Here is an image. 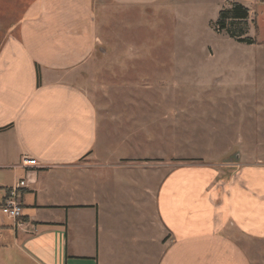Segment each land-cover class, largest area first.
Here are the masks:
<instances>
[{
  "label": "crops",
  "instance_id": "1",
  "mask_svg": "<svg viewBox=\"0 0 264 264\" xmlns=\"http://www.w3.org/2000/svg\"><path fill=\"white\" fill-rule=\"evenodd\" d=\"M97 2L0 0V17L19 16L0 22V264H251L240 240L264 241L263 165L170 167L155 184V170L127 165L102 137L76 82L102 44ZM243 5L250 17L264 0ZM19 181L16 226L1 207Z\"/></svg>",
  "mask_w": 264,
  "mask_h": 264
},
{
  "label": "rangeland",
  "instance_id": "2",
  "mask_svg": "<svg viewBox=\"0 0 264 264\" xmlns=\"http://www.w3.org/2000/svg\"><path fill=\"white\" fill-rule=\"evenodd\" d=\"M97 1L102 44L76 82L124 163L155 170V184L170 167L207 165L227 175L237 165L264 166V7L250 8L256 43L246 46L214 23L232 3L253 0H210L205 8L176 0L148 11ZM240 245L251 264H264V241Z\"/></svg>",
  "mask_w": 264,
  "mask_h": 264
},
{
  "label": "trees",
  "instance_id": "3",
  "mask_svg": "<svg viewBox=\"0 0 264 264\" xmlns=\"http://www.w3.org/2000/svg\"><path fill=\"white\" fill-rule=\"evenodd\" d=\"M248 19V9L238 3H232L229 9L219 11L214 23L215 32L218 34L224 32L230 39L246 46H252L255 40L247 35Z\"/></svg>",
  "mask_w": 264,
  "mask_h": 264
},
{
  "label": "built area",
  "instance_id": "4",
  "mask_svg": "<svg viewBox=\"0 0 264 264\" xmlns=\"http://www.w3.org/2000/svg\"><path fill=\"white\" fill-rule=\"evenodd\" d=\"M24 165L33 164L31 160L22 159ZM25 187L24 181H19L15 186L11 187L8 192L7 199L5 200L3 206L1 207V212L6 218L13 220L16 223V226H21V212L22 208L20 205V189Z\"/></svg>",
  "mask_w": 264,
  "mask_h": 264
}]
</instances>
